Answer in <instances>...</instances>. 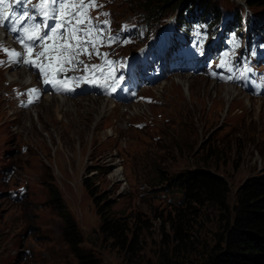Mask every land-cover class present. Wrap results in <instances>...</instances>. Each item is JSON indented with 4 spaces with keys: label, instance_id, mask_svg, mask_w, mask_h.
I'll list each match as a JSON object with an SVG mask.
<instances>
[{
    "label": "rangeland",
    "instance_id": "374dc122",
    "mask_svg": "<svg viewBox=\"0 0 264 264\" xmlns=\"http://www.w3.org/2000/svg\"><path fill=\"white\" fill-rule=\"evenodd\" d=\"M99 1L88 8L94 23ZM102 1L113 24L142 18L137 0ZM175 7L158 9L148 22L175 16L180 13ZM212 7L258 13L240 0H213ZM113 24L104 27L103 49L113 52L110 60L132 51L125 37L111 34ZM109 36L116 48L108 47ZM30 80L19 70L0 69V264H81L50 205L49 185L58 189L76 222L82 254L92 264H159L162 252L171 253L181 244L173 225L182 193L172 187V177L195 169L223 176L232 209L242 183L264 171V98L253 99L203 77H183L145 93L159 99L157 105L125 107L78 97L61 98L65 102L58 109L59 98L44 97L40 105L23 111L7 92L12 85L32 84ZM98 102L104 104L100 110ZM139 123L142 129L135 126ZM6 169L14 172L10 182L2 179ZM92 175L98 192L113 201L115 215L129 223L127 246L139 240L135 253L116 248L101 234L100 217L83 186V179ZM21 186L26 193L14 198L12 191ZM223 216L206 207L185 222L188 239L179 249L184 264L201 261Z\"/></svg>",
    "mask_w": 264,
    "mask_h": 264
},
{
    "label": "trees",
    "instance_id": "16d2710c",
    "mask_svg": "<svg viewBox=\"0 0 264 264\" xmlns=\"http://www.w3.org/2000/svg\"><path fill=\"white\" fill-rule=\"evenodd\" d=\"M213 0H137L142 5L141 15L148 20L158 9L172 3L179 10L180 19H184V11L193 5H201L208 10L218 13V7L211 8ZM250 8L258 10L255 17L264 18V0H240ZM93 173L89 172L87 174ZM173 188L182 193L180 207L177 208L176 220L173 227L180 246L171 253L162 252L159 264H184L181 258L182 245L187 243V233L184 231L185 222L197 218L202 209L208 207L219 212L225 218L221 229L216 232V239L202 256L201 261L192 264H264V171L248 177L237 190L235 206L231 209L228 201L229 185L227 180L210 170L195 169L185 171L170 179ZM83 186L93 200L96 213L100 217L101 234L112 240L116 248L127 253H135L134 243L128 244L127 234L129 223L124 217H118L113 211V201L100 194L92 176L83 179ZM50 205L55 209L64 224L65 240L73 255L81 264H92L81 250L80 234L71 213L64 204L56 187L48 188ZM88 259V260H87Z\"/></svg>",
    "mask_w": 264,
    "mask_h": 264
},
{
    "label": "snow or ice",
    "instance_id": "6c2138e0",
    "mask_svg": "<svg viewBox=\"0 0 264 264\" xmlns=\"http://www.w3.org/2000/svg\"><path fill=\"white\" fill-rule=\"evenodd\" d=\"M15 4H23V11L12 10L10 0H0V27H6L9 33L17 34L15 43L20 46V50L9 49L0 43V52L8 57L7 60H0V65L14 63L35 68L37 74L44 77V83L54 87L63 86L66 90L74 89H71L65 80L56 79L57 71H87L92 68L100 71L101 78H104L101 66L86 65L79 59L81 54L90 58L92 53L88 52V48L96 49L98 42L103 46L105 28L99 25L107 26L109 21H99L97 17L94 23L93 18L88 15L89 6L95 7L96 0H38V3H33V0H15ZM28 5H31V8ZM102 15L107 16L108 13ZM50 21L56 22L50 24ZM107 39L109 44L114 40L111 36ZM50 40L53 43H44ZM60 40L63 42H58ZM233 47H239L235 38ZM34 49H42L35 53V58ZM96 54L100 55L98 51ZM105 63L111 64L112 61L106 60ZM65 64L69 67L65 68ZM79 65H83V68H79ZM245 71L251 72V68H246ZM49 72L52 73V79H48ZM115 90L113 88V91ZM33 93H38V89L31 88L27 94L31 96ZM32 102L29 99L28 103Z\"/></svg>",
    "mask_w": 264,
    "mask_h": 264
},
{
    "label": "bare ground",
    "instance_id": "6f19581e",
    "mask_svg": "<svg viewBox=\"0 0 264 264\" xmlns=\"http://www.w3.org/2000/svg\"><path fill=\"white\" fill-rule=\"evenodd\" d=\"M20 72H22V74L25 76L26 75V73H25V71H20ZM19 73V72H18ZM19 75V74H18ZM23 77V76H22ZM232 88V87H231ZM228 89V88H227ZM233 91V90H232ZM227 93L229 92V89H228V91H226ZM236 92V91H235ZM208 95V94H207ZM227 96H229V95H227ZM56 102H57V108L59 109L60 107L62 108V106H63V102H65V100H63V99H61V98H59L58 100H56ZM100 105L99 106H97V107H99V110L101 109V107L104 105L103 104V102H98ZM69 105V104H68ZM66 106V105H65ZM56 110V109H55ZM92 113V112H91ZM78 116L80 117V115L78 114ZM114 176L117 178V177H120V169H116L115 171H114Z\"/></svg>",
    "mask_w": 264,
    "mask_h": 264
}]
</instances>
